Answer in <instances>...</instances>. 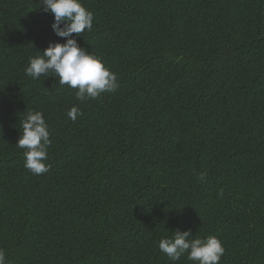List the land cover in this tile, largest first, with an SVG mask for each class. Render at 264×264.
Here are the masks:
<instances>
[{
    "label": "trees",
    "instance_id": "obj_1",
    "mask_svg": "<svg viewBox=\"0 0 264 264\" xmlns=\"http://www.w3.org/2000/svg\"><path fill=\"white\" fill-rule=\"evenodd\" d=\"M81 2L94 20L78 43L119 83L83 102L25 74L65 42L54 16L39 0H0L6 264H193L158 248L177 229L216 236L219 264H264V0ZM31 110L50 131L40 175L15 145Z\"/></svg>",
    "mask_w": 264,
    "mask_h": 264
},
{
    "label": "clouds",
    "instance_id": "obj_2",
    "mask_svg": "<svg viewBox=\"0 0 264 264\" xmlns=\"http://www.w3.org/2000/svg\"><path fill=\"white\" fill-rule=\"evenodd\" d=\"M39 4L44 12L54 16L52 30L58 37L65 38V42H50L43 52L37 51L39 55L30 57L25 74L34 80L41 76L54 77L60 85L75 89V98L79 102L116 91L119 87L117 75L100 58L82 48L76 38L86 30L92 31L93 13L83 6L81 0H39ZM81 114L78 106L67 112L73 122ZM20 126L22 131L15 145L24 150V167L35 175L49 172L51 165L47 163V149L51 140L43 112L27 111ZM205 176L206 173L200 174L201 179ZM172 233L171 237L161 238L158 242L159 250L172 262L187 255L193 264H219L225 253L216 236L191 238L194 235L190 230L179 229ZM0 264H6L3 250H0Z\"/></svg>",
    "mask_w": 264,
    "mask_h": 264
}]
</instances>
